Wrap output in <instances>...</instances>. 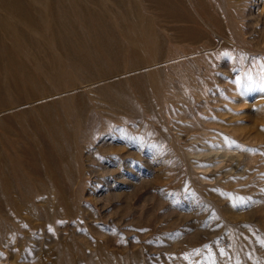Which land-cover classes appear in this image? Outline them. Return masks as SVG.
Listing matches in <instances>:
<instances>
[{
  "label": "rangeland",
  "instance_id": "rangeland-1",
  "mask_svg": "<svg viewBox=\"0 0 264 264\" xmlns=\"http://www.w3.org/2000/svg\"><path fill=\"white\" fill-rule=\"evenodd\" d=\"M263 138L264 0H0V264H264Z\"/></svg>",
  "mask_w": 264,
  "mask_h": 264
},
{
  "label": "bare ground",
  "instance_id": "bare-ground-1",
  "mask_svg": "<svg viewBox=\"0 0 264 264\" xmlns=\"http://www.w3.org/2000/svg\"><path fill=\"white\" fill-rule=\"evenodd\" d=\"M231 130H233L234 132H240V131L242 132V128L241 127L232 128ZM249 136H251L250 137L251 141H257V140H261L263 135L261 133H256L253 136L251 134H249ZM217 137L218 136H215L213 138H217ZM235 150H236L235 146L232 144V140L231 139H229L228 137H219L218 138V142L215 145L212 146L210 152L211 153L213 152V154L215 155L217 153V151L218 152L220 151V152H222V155L220 154L222 158L224 156H227V155L233 158L234 156H233L232 153H234Z\"/></svg>",
  "mask_w": 264,
  "mask_h": 264
}]
</instances>
